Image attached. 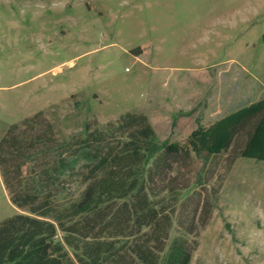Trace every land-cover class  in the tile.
<instances>
[{
    "label": "rangeland",
    "instance_id": "rangeland-1",
    "mask_svg": "<svg viewBox=\"0 0 264 264\" xmlns=\"http://www.w3.org/2000/svg\"><path fill=\"white\" fill-rule=\"evenodd\" d=\"M246 99H264V0H0V139L39 113L58 140L137 114L185 146ZM240 147L165 166L191 264H264V162ZM20 212L0 174V224Z\"/></svg>",
    "mask_w": 264,
    "mask_h": 264
},
{
    "label": "trees",
    "instance_id": "trees-1",
    "mask_svg": "<svg viewBox=\"0 0 264 264\" xmlns=\"http://www.w3.org/2000/svg\"><path fill=\"white\" fill-rule=\"evenodd\" d=\"M239 105L199 124L185 146L160 142L137 114L64 140L42 113L10 126L0 174L21 212L0 224V264H191L187 235L171 240L170 210L188 188H171L165 166L170 156H219L238 140L243 158L264 162V99Z\"/></svg>",
    "mask_w": 264,
    "mask_h": 264
},
{
    "label": "crops",
    "instance_id": "crops-1",
    "mask_svg": "<svg viewBox=\"0 0 264 264\" xmlns=\"http://www.w3.org/2000/svg\"><path fill=\"white\" fill-rule=\"evenodd\" d=\"M234 65H235L234 63L231 64V66H234ZM242 71H243V70H242ZM243 72H244V71H243ZM248 101L251 102L250 99H246L244 102H248ZM239 102H240L239 104H242V103H243L242 101H239ZM257 102H258V101H257ZM253 103H255V102H253Z\"/></svg>",
    "mask_w": 264,
    "mask_h": 264
}]
</instances>
